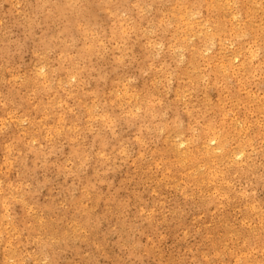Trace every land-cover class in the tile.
<instances>
[{
	"label": "rangeland",
	"instance_id": "rangeland-1",
	"mask_svg": "<svg viewBox=\"0 0 264 264\" xmlns=\"http://www.w3.org/2000/svg\"><path fill=\"white\" fill-rule=\"evenodd\" d=\"M0 180V264H264V0H0Z\"/></svg>",
	"mask_w": 264,
	"mask_h": 264
},
{
	"label": "bare ground",
	"instance_id": "bare-ground-1",
	"mask_svg": "<svg viewBox=\"0 0 264 264\" xmlns=\"http://www.w3.org/2000/svg\"><path fill=\"white\" fill-rule=\"evenodd\" d=\"M263 1V0H262ZM254 12V11H253ZM190 20V19H189ZM188 21V20H187ZM222 29V28H221ZM135 30V29H134ZM222 45V44H221ZM226 45V44H225ZM232 53V52H231ZM237 54V53H236ZM235 55V54H234ZM27 90V89H26ZM25 90V91H26ZM33 97V96H32ZM122 103V102H121ZM123 104V103H122ZM4 109V108H3ZM45 110V109H44ZM30 116V115H29ZM38 121V120H37ZM45 125V124H44ZM212 138V137H211ZM14 140V139H13ZM209 142V141H208ZM214 143V142H213ZM17 144V143H16ZM13 145V144H12ZM204 148V147H203ZM6 149V148H5ZM190 149V148H189ZM234 150H236V149H234ZM199 153V152H198ZM226 156V155H225ZM232 157V156H231ZM209 163V162H208ZM212 163V162H211ZM210 164V163H209ZM192 176V175H191ZM5 178V177H4ZM1 181V180H0ZM23 182V181H22ZM1 194V193H0ZM18 194V193H17ZM13 197V196H12ZM17 198V197H16ZM21 201V200H20ZM6 202H7V200H6ZM59 232V231H58ZM8 264V263H7Z\"/></svg>",
	"mask_w": 264,
	"mask_h": 264
}]
</instances>
